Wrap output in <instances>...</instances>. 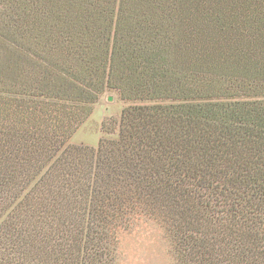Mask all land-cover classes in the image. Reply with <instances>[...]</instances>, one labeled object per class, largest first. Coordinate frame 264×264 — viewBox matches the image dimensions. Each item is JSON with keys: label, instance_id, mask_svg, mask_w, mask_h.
Segmentation results:
<instances>
[{"label": "rangeland", "instance_id": "1", "mask_svg": "<svg viewBox=\"0 0 264 264\" xmlns=\"http://www.w3.org/2000/svg\"><path fill=\"white\" fill-rule=\"evenodd\" d=\"M218 1L201 5L199 33L176 38L227 63L251 43L244 17L264 0ZM16 2L0 0V264H264V145L179 130L150 112L170 100L124 98L109 65L73 81L61 24L19 36ZM228 6L233 27L212 28ZM253 82H239L243 99L264 100Z\"/></svg>", "mask_w": 264, "mask_h": 264}, {"label": "trees", "instance_id": "2", "mask_svg": "<svg viewBox=\"0 0 264 264\" xmlns=\"http://www.w3.org/2000/svg\"><path fill=\"white\" fill-rule=\"evenodd\" d=\"M16 1V25L26 26L19 36L42 39L49 36L51 22L61 24L59 34L66 39L63 51L78 61L71 67H78L76 74H70L73 81H84L93 72L104 75L109 65L115 79L112 87L124 98L170 100L171 104L153 106L150 112L171 119L179 130L181 125L196 126L206 140L211 130H227L264 145V100H244L243 91L248 88L239 84L242 78L254 81L256 96L264 97V84L257 83L264 81V2L244 17L251 43L242 50L233 49L227 63H220L207 47V54L196 51L191 57L184 40L176 38L187 31L199 33V9L209 4L207 0ZM225 10L217 18L210 16L212 28L233 27L226 23L228 18L234 21L232 7ZM260 75L263 78L252 79ZM73 81L69 83L76 95L95 100L93 92H85ZM159 135L164 146L169 134ZM193 136L194 132L188 138L194 140ZM13 261L26 264L15 256Z\"/></svg>", "mask_w": 264, "mask_h": 264}]
</instances>
